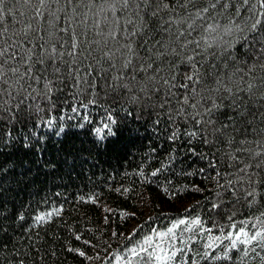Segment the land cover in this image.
<instances>
[{
    "label": "snow or ice",
    "instance_id": "6c2138e0",
    "mask_svg": "<svg viewBox=\"0 0 264 264\" xmlns=\"http://www.w3.org/2000/svg\"><path fill=\"white\" fill-rule=\"evenodd\" d=\"M17 5L21 15L29 9L30 20L10 31L7 17L15 19ZM145 147L144 167L160 148L167 159L150 172L138 169L143 183L169 170L183 151L216 170V199L207 208L199 202L185 208L187 215L142 237L134 228L125 249L110 258L115 264H247L257 257L264 264V212L237 227L229 211L241 201L248 208L264 202V0H16L11 6L0 0L4 264H28L33 251L41 252V231L62 217V206L40 209L47 199L33 202L41 185L70 181ZM163 192L169 200L182 194ZM89 201L95 204V196L81 195L78 203ZM204 211L227 213V230L219 225L213 235Z\"/></svg>",
    "mask_w": 264,
    "mask_h": 264
},
{
    "label": "trees",
    "instance_id": "16d2710c",
    "mask_svg": "<svg viewBox=\"0 0 264 264\" xmlns=\"http://www.w3.org/2000/svg\"><path fill=\"white\" fill-rule=\"evenodd\" d=\"M15 2L16 0H8L9 6ZM23 12L25 14L21 15V8L17 5L15 19L11 14L8 15L7 25L10 31L19 29L29 22L31 15L29 9L24 8ZM95 112L96 110L93 109L94 115ZM20 127L17 125V129ZM163 127L162 123L161 128ZM251 138L250 136L249 139ZM157 143H163V140ZM144 144L151 146L148 140H145ZM143 151H147V147L143 150L133 149L132 155L127 158L106 161L80 176H74L70 181L66 179L57 182L56 185H41V190L32 194L33 202L43 201L46 198L48 203H41L40 209L47 207L50 210L52 206H62L64 212L54 225L49 226L46 231H41L40 235L43 239L40 245L41 252L37 254L33 251L28 264H115V260L110 258L114 252L125 249L128 244L125 236L134 228L138 229L137 235L142 237L152 227L163 228L170 219L187 215L185 208L192 207L198 202L200 208H207L210 207L209 200L216 199L213 191L215 184L212 180L216 170L208 167V160H200L190 154L184 155L181 151L180 157L169 170H162L158 177L151 178L153 181L151 184H146L135 173L138 169L150 172L154 168H160L161 162L167 159V152L162 148L158 149L157 156L147 167H144ZM219 155L217 153V158ZM201 167L205 168L204 173L194 176L186 174ZM219 170L228 171L224 164H220ZM185 186L187 191L184 190ZM164 187H168L170 191L180 189L182 194L169 200L164 195ZM195 187H200L203 191H193ZM125 189L127 191H124ZM56 192H60L61 195L56 196ZM81 195L85 197L94 195L96 203L93 204L91 201L78 203ZM27 198V193L22 194V199ZM105 208L111 211L105 212ZM198 210L194 209L193 214ZM229 211L236 213L234 222L239 227L240 221L250 220L264 212V202L259 206L248 208L241 201L235 208L230 206ZM123 213H135V216H124ZM202 216L206 221V227L213 229V235L218 234L219 225L225 226L227 230L229 223L227 213L214 215L204 211ZM149 217L152 218L151 223H147ZM140 225H143L142 229L139 228ZM113 233L119 235L114 236ZM75 235H81L82 239L76 241ZM54 236L58 239H54ZM84 240L90 243L84 244ZM67 247L79 248L86 253V256H98L99 259L89 261L75 252L69 253ZM53 250L55 255L51 254ZM2 255L0 254V257ZM0 264H4L2 259ZM247 264H259L258 257L249 259Z\"/></svg>",
    "mask_w": 264,
    "mask_h": 264
}]
</instances>
